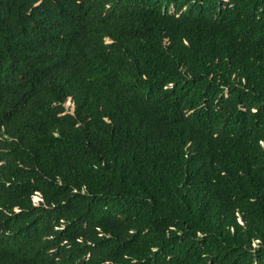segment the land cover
<instances>
[{
  "label": "trees",
  "instance_id": "16d2710c",
  "mask_svg": "<svg viewBox=\"0 0 264 264\" xmlns=\"http://www.w3.org/2000/svg\"><path fill=\"white\" fill-rule=\"evenodd\" d=\"M0 264H264V0H0Z\"/></svg>",
  "mask_w": 264,
  "mask_h": 264
},
{
  "label": "clouds",
  "instance_id": "9594fccd",
  "mask_svg": "<svg viewBox=\"0 0 264 264\" xmlns=\"http://www.w3.org/2000/svg\"><path fill=\"white\" fill-rule=\"evenodd\" d=\"M69 101H70V104H72L70 99H69ZM67 108H69V107H67ZM73 109H74V105H73ZM33 201L36 204H39V202L43 201L42 194L39 191H36V193L33 195Z\"/></svg>",
  "mask_w": 264,
  "mask_h": 264
},
{
  "label": "rangeland",
  "instance_id": "374dc122",
  "mask_svg": "<svg viewBox=\"0 0 264 264\" xmlns=\"http://www.w3.org/2000/svg\"><path fill=\"white\" fill-rule=\"evenodd\" d=\"M66 107H69L68 109H70L71 111H73V105L70 104L69 99H68V101L66 102Z\"/></svg>",
  "mask_w": 264,
  "mask_h": 264
}]
</instances>
